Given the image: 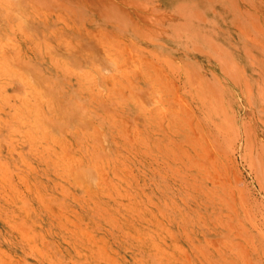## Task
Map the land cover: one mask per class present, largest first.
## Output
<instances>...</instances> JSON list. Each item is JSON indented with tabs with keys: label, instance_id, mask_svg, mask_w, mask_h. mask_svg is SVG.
<instances>
[{
	"label": "rangeland",
	"instance_id": "rangeland-1",
	"mask_svg": "<svg viewBox=\"0 0 264 264\" xmlns=\"http://www.w3.org/2000/svg\"><path fill=\"white\" fill-rule=\"evenodd\" d=\"M255 3L157 28L141 0H0V264H264Z\"/></svg>",
	"mask_w": 264,
	"mask_h": 264
},
{
	"label": "crops",
	"instance_id": "crops-1",
	"mask_svg": "<svg viewBox=\"0 0 264 264\" xmlns=\"http://www.w3.org/2000/svg\"><path fill=\"white\" fill-rule=\"evenodd\" d=\"M141 1L150 6L157 17V28H240L245 11L253 22L256 16L255 0Z\"/></svg>",
	"mask_w": 264,
	"mask_h": 264
}]
</instances>
